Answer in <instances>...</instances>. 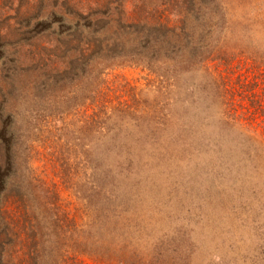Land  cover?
Returning <instances> with one entry per match:
<instances>
[{
  "label": "trees",
  "instance_id": "1",
  "mask_svg": "<svg viewBox=\"0 0 264 264\" xmlns=\"http://www.w3.org/2000/svg\"><path fill=\"white\" fill-rule=\"evenodd\" d=\"M90 1L94 16L52 32L70 39L62 52L72 62L36 111L50 125L47 140L28 143L35 111L22 106L21 77L0 73V264H193L198 247L184 228L207 219L215 195L231 191L236 200L242 186L239 214L264 217V98L245 82L250 110L238 115L231 92L235 64L264 71V0ZM94 21L103 30L86 24ZM112 49L119 53L111 59L137 60L152 78L128 100L111 104L96 87L70 106L76 78ZM73 108L76 123L68 120ZM38 162L76 188L77 215L40 177ZM146 194L180 199L183 222L156 219L154 209L142 215ZM250 243L247 264H264V235Z\"/></svg>",
  "mask_w": 264,
  "mask_h": 264
},
{
  "label": "rangeland",
  "instance_id": "2",
  "mask_svg": "<svg viewBox=\"0 0 264 264\" xmlns=\"http://www.w3.org/2000/svg\"><path fill=\"white\" fill-rule=\"evenodd\" d=\"M94 10L95 7L90 0H0V73H4V75L11 74L9 78L14 76L21 77V94L25 97L22 106L27 107L29 112H31L30 110L35 111L36 124L33 125V122L30 120H28L30 123L26 124L27 126L30 125L29 135H27L29 138L28 143H32V141H36L37 139L47 140V135L44 131L50 125H47L46 122L40 124V112L36 111L44 107L43 105L45 104L43 102L46 100H41V98L47 90L58 82L60 78L58 73H66V71L69 72L70 70L68 64L72 61L70 57L63 55L62 52V45L70 39L63 37L59 33L66 29L67 26L75 24L74 16L77 17L76 20L79 19L83 22L87 13L93 14V12L95 13ZM90 22H86V24L91 25L92 30L93 28L103 30L100 23L94 21L90 24ZM54 31H58L59 33L54 36L52 35ZM99 37L100 39L106 38V35L103 32ZM117 53L119 51L112 49L108 58L91 64L88 62V65H90L86 69L87 73L84 74H87V77H90L91 81L88 79L86 82L84 77H82L84 74L76 78L75 86H73L75 88L77 85L78 90L75 98L70 102V106L75 107L77 102H80L79 99L81 97H90L92 93H95L93 89L96 87L102 94H106L105 100L111 104H116L129 99L128 94L130 93V89H134L133 92L131 91L132 94L146 86L149 78H152V76L148 78V73L141 66L139 67L137 60L111 59V57H116ZM75 67L76 63L73 61L71 71ZM235 68L237 69H234L236 73H233L232 76V100L236 101L237 114L244 115L250 110L248 101L246 102L244 99L247 95L244 84L245 82L256 83L258 86H255V95H251L253 98L263 99L264 71L251 68L250 70H246L242 64H235ZM239 69L243 70L244 73H239ZM15 73L16 75L12 76ZM101 75H103L101 77L102 84L97 85L95 80L99 81L97 77ZM36 76L38 83L33 85L30 79H34ZM223 81L225 82V77ZM16 92L17 89L13 86L11 88V95L14 97L18 96ZM51 95H55V90L51 92ZM263 105L264 103H262ZM73 109L68 120L76 123L79 122V118L76 115V110L78 109ZM87 113H90L89 109ZM43 116L46 118L48 114L43 113ZM49 116L58 119L56 113L54 115L49 114ZM260 120V117L256 118V122L254 123L256 127L261 122ZM34 126L38 127L40 131L37 132ZM47 145L43 146L41 150L43 153L46 151ZM36 165L40 177L56 193L62 205L66 206L67 211L72 217L77 215L76 209L79 207V202L75 193L76 188L71 184H64L59 178L60 176L56 175L57 172L45 163L38 162ZM241 181L236 183V186L237 184L241 186ZM241 188L242 186L238 188V192L235 195L236 200L229 195L231 191L226 192L227 196L223 194L215 195L213 204L207 207V219L203 220L204 222L200 223L198 227L184 228L188 239H191V242L197 244L196 246L198 247L196 257L193 256V264H247L244 255L246 252L253 251L250 241L255 237L261 238L264 235V217L254 215L252 219L247 220L239 214L244 209V206L236 201L239 200L238 197H242L241 192L246 191ZM193 194H196L195 190ZM144 196V203L151 205L142 211V215L145 217L153 216L156 219L165 215L169 219L178 218L181 220V223L183 222L184 212L180 199L169 201L164 198L165 200L161 199L158 202L157 196H150L148 194ZM155 203L159 204L156 206ZM232 204L234 206L236 204V208ZM231 207L238 212L239 216L234 211L231 212ZM153 209L154 211L151 216L149 213ZM198 218L196 213H193L192 219L196 220ZM252 222L254 223L251 225ZM243 223L247 227L235 228L237 225ZM227 224L232 226L235 238H232L230 233L231 226ZM235 243H237L236 249L232 247V245L235 246ZM86 263L95 264L88 260H86Z\"/></svg>",
  "mask_w": 264,
  "mask_h": 264
}]
</instances>
